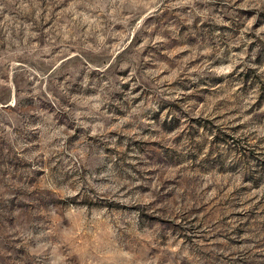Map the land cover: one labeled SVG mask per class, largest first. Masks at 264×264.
<instances>
[{
    "label": "rangeland",
    "instance_id": "374dc122",
    "mask_svg": "<svg viewBox=\"0 0 264 264\" xmlns=\"http://www.w3.org/2000/svg\"><path fill=\"white\" fill-rule=\"evenodd\" d=\"M0 264H264V0H0Z\"/></svg>",
    "mask_w": 264,
    "mask_h": 264
}]
</instances>
